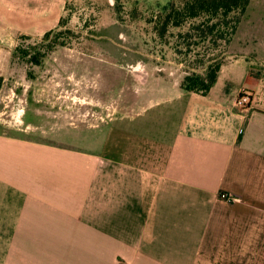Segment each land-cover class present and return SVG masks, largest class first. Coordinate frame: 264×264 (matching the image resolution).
<instances>
[{"label": "crops", "instance_id": "0c3cea01", "mask_svg": "<svg viewBox=\"0 0 264 264\" xmlns=\"http://www.w3.org/2000/svg\"><path fill=\"white\" fill-rule=\"evenodd\" d=\"M66 3L0 0V48L58 27ZM244 15L207 94L152 65L130 114L121 99L113 124L78 131L89 148L0 131V264H264V24Z\"/></svg>", "mask_w": 264, "mask_h": 264}, {"label": "rangeland", "instance_id": "374dc122", "mask_svg": "<svg viewBox=\"0 0 264 264\" xmlns=\"http://www.w3.org/2000/svg\"><path fill=\"white\" fill-rule=\"evenodd\" d=\"M156 6L142 0H67L64 20L48 40L16 33L10 48H0V56H10L0 77V120L6 127L0 131L89 148L78 131L88 139L98 127L113 124L121 99L124 112L131 113L135 72L154 65L184 74L185 66L197 67L176 53L178 29L165 39L154 33L147 19ZM245 15L247 25L264 24V0H251ZM223 53L224 61L233 54L228 47Z\"/></svg>", "mask_w": 264, "mask_h": 264}, {"label": "trees", "instance_id": "16d2710c", "mask_svg": "<svg viewBox=\"0 0 264 264\" xmlns=\"http://www.w3.org/2000/svg\"><path fill=\"white\" fill-rule=\"evenodd\" d=\"M250 1L169 0L165 4H157V9L147 19L154 33L165 39L170 29H178L176 53L185 59L190 57L197 66L184 67L181 88L208 93L224 62L223 52L232 41ZM52 33L53 30L45 32L43 40H48ZM220 48L223 52L217 53ZM32 61L38 64L40 60L35 57Z\"/></svg>", "mask_w": 264, "mask_h": 264}, {"label": "built area", "instance_id": "2783aa9c", "mask_svg": "<svg viewBox=\"0 0 264 264\" xmlns=\"http://www.w3.org/2000/svg\"><path fill=\"white\" fill-rule=\"evenodd\" d=\"M234 103V106L237 107V108H240V109H246L250 106V103H251V94L246 91V90H243L241 93H239L237 95V97L234 99L233 101ZM222 198H225V199H228L230 200L231 197L226 194V193H223L221 195Z\"/></svg>", "mask_w": 264, "mask_h": 264}]
</instances>
